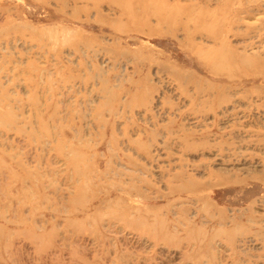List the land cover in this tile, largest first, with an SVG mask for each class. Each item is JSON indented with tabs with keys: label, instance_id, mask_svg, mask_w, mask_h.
<instances>
[{
	"label": "rangeland",
	"instance_id": "obj_1",
	"mask_svg": "<svg viewBox=\"0 0 264 264\" xmlns=\"http://www.w3.org/2000/svg\"><path fill=\"white\" fill-rule=\"evenodd\" d=\"M0 264H264V0H0Z\"/></svg>",
	"mask_w": 264,
	"mask_h": 264
}]
</instances>
